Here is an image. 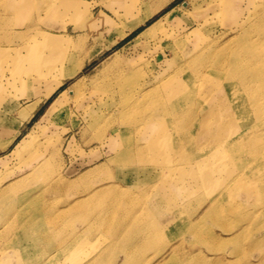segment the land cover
<instances>
[{
	"label": "rangeland",
	"instance_id": "374dc122",
	"mask_svg": "<svg viewBox=\"0 0 264 264\" xmlns=\"http://www.w3.org/2000/svg\"><path fill=\"white\" fill-rule=\"evenodd\" d=\"M263 14L264 0H0V264H184L190 249L211 264H264V201L243 193L221 200L220 184L199 182L203 171L195 168L193 143L183 140L195 132L196 120L178 127L171 115L161 134L152 132L156 101L181 93L175 91L179 82L190 90L180 96L185 102L224 87L214 69L229 61L221 49L226 42L242 58L264 59ZM154 20L155 29L140 33ZM45 33L75 54L73 60L91 57L48 96L55 78L44 66L29 70L27 47L43 49ZM110 53L118 60L102 70ZM77 77L78 99L62 97L48 111ZM161 85L164 90L157 91ZM32 103L37 108L24 117ZM84 104L105 113L88 114ZM257 114L264 120V111ZM118 126L122 130L114 131ZM256 132L264 138V129ZM169 135L177 150L165 165L151 149L168 151ZM23 139L27 143L16 148ZM251 141L248 135L217 174L239 178L237 185L264 179V150L248 153ZM129 145L149 152L126 155ZM167 166L176 171L164 175ZM184 166L190 171L183 172ZM100 188L102 194H93ZM107 201L112 210L98 217L95 204ZM208 207L212 217L197 222ZM119 219L123 229L109 230ZM161 219L168 225H159ZM235 224L240 235L231 239L223 227ZM192 226L198 238L186 234ZM117 235L129 238L127 256L107 247Z\"/></svg>",
	"mask_w": 264,
	"mask_h": 264
},
{
	"label": "bare ground",
	"instance_id": "6f19581e",
	"mask_svg": "<svg viewBox=\"0 0 264 264\" xmlns=\"http://www.w3.org/2000/svg\"><path fill=\"white\" fill-rule=\"evenodd\" d=\"M10 8L13 11L15 10L11 6ZM16 8L19 9L20 7L16 6ZM158 23H159V20H154L151 24H149L146 28H144V30H142L140 33L152 31L159 25ZM2 33H4V31ZM3 35H2V38H3ZM124 35L125 34L123 33L118 36L123 37ZM43 36H44L43 41H46L43 49L41 50L34 49L32 48L31 44H29L27 47L29 50L28 51L29 61L31 64L29 70L32 69V70L38 71L40 66L42 67L44 66L46 70L48 71V73L51 74L53 78H55V81L52 87L48 90L46 94V96H48L55 89H57L60 85H62L65 79L76 76V74L82 69V67L86 63L89 62L91 57L85 59L84 57L82 58L77 55L76 60H73V57L75 56V54L71 56L69 52H67L66 50H63V48L60 49L59 43L57 42V40H55L56 38L54 37L50 38L46 33ZM116 41L118 40L116 39L112 40L109 46H112L113 44H115ZM221 49H224L223 52L228 53V56H230V58H229L227 65H225V67L221 66L220 68H215L214 72L220 73L219 77H216V76L215 77L220 79L221 83L224 84V87L214 86L212 87V90H208V92H205L203 96L195 98V99L192 98L189 101L185 102L182 100L180 101V96L182 97L186 96L190 90H185L186 88L183 89L184 87L187 86L186 83H183L182 81L179 82L176 86L175 91H178L180 89L181 93H179L178 91L177 93L179 94H176L177 96L173 97V99L168 98L167 95L165 94L164 96L159 97L158 100L156 101L153 122L156 121L157 125L155 128H153L154 131L152 132H155V134L156 133L161 134L164 127H168V124L170 123L169 116L171 115L173 118L172 119L173 124H176L178 127H182V125L186 123H190L192 120H196L195 129L193 130L195 132L189 135H185L183 137V140L191 144L193 143L192 145L194 149H191L190 152H193L192 157H196L195 159L197 163H196L195 168L202 167V171H203L201 178L199 179V182L209 183L206 181L210 180V182L215 181V183L220 184L221 185L220 188L222 187V189L218 190L217 195L221 197V200H227V199L229 200V199H232V197L236 195V193L238 194L243 193V195L248 198H250V196H254V197L263 199L264 201V179H260L262 177L256 178L255 180L252 181V183H249L247 185H237L236 183H239V178H236V181H234L232 177L226 176L225 173L219 172L217 174V172L221 171V169L225 167L226 164L231 160L230 159L229 161H227V158H233L234 150L243 144V140L248 135L252 140L246 146L247 148L246 151L248 153H251L252 155L254 153L261 154V152H263L264 150V138L259 137L256 132V131L264 129V120H261L259 118L260 116H258L257 114V112L264 111L263 109L264 108V59L260 60L259 59L260 57H253L249 59L245 57L242 58L239 56L238 52H235L232 50L231 43L228 44L227 42ZM117 60L118 58L116 56V53H110L103 58V60L100 63L101 64L100 68L104 70L107 67H110L111 69L112 66L116 64ZM221 65H223V62H221ZM18 68H19L18 72L28 71V69H25L23 67L22 68L18 67ZM207 71L211 73L210 69H207ZM79 79L80 78L77 77L75 82L74 83L72 82L73 83L72 85L66 86L64 89L60 91L58 97H56L55 101L51 103L48 111L54 110L59 105H61L62 103L61 100L63 99L62 97L66 96L67 98L72 99V98H77L78 96L81 95L82 92L79 93V91L76 90L81 83ZM106 79L107 78L105 77L104 80L106 81ZM154 79H155L154 83H156L158 81L157 80L158 78L156 77ZM110 80L112 81V79ZM81 81H83V79ZM100 81H103V80H100ZM162 87L163 86L161 85L156 90L159 91V88L161 89V91L164 90ZM112 90L113 89H111L110 91ZM211 91H213L214 95L213 93L210 94ZM120 97L121 95L119 96V99L118 97L117 99L120 100ZM223 99H225L224 102L221 101ZM194 100L197 101L198 103L191 105L189 102L194 101ZM178 101L183 102L180 104L181 105L180 107H178L179 105L175 106V103ZM186 103H188V106L184 105ZM36 108H37V105L35 103L30 104L27 108L24 109L25 111L23 110L24 111L23 116L24 117L28 116V113L32 112ZM82 108L88 114H96L98 111H100L101 114L105 113V111L98 110V109H95L94 111L92 109L91 104H84ZM221 108H223L224 111H222ZM116 113H117V110H116ZM235 113H238V117L235 116L236 118H234ZM161 119H163L162 124L160 121ZM121 130H122V127L118 126L116 130L114 131H121ZM168 140L170 141V149L168 151H162V150H159L158 148L151 149L152 150L151 152L154 153L153 155H155L158 159L156 162H159L162 164L166 162L165 165L170 159L175 157L174 152H176L177 150V145L175 144L176 141L173 140L172 135H169ZM25 143H27V140L23 139L15 147L16 148L21 147ZM137 147L138 146L129 145L127 147L128 152L126 151V155L127 153L131 155L138 153V155H140L142 158L144 156H147L149 152V147H144V146L138 147V148ZM251 154L249 155L250 158H251ZM127 158L130 159V157H127ZM232 161L235 162L234 160ZM167 168L168 170L164 171V175L166 176L169 175L171 171H176L174 167L170 168L167 166ZM190 169L191 168H185V166L182 168L183 172H188L190 171ZM203 173H204V178H203ZM176 182L179 183L180 180H177ZM176 182L173 184H176ZM234 184L235 186L233 187ZM232 187L233 189L231 191L227 190V189H231ZM104 191L105 189L100 188L97 191H95V193L93 194L99 195V194H102ZM113 203L115 204V201ZM99 205L100 204L97 205L96 203L95 208H94V211L98 212V217L103 215L104 213H108L113 208V204L110 203V201H107L105 204H102L100 206ZM127 205L129 206V204ZM208 208L203 210L202 214L198 217L197 222L203 219L204 216H207V218L212 217L213 210L210 207ZM127 210L131 212L130 209H127ZM167 220L161 219L157 221V223L159 225L167 226L168 225ZM125 225H126L125 222L119 219L117 222L114 223V225L109 226L110 228L109 230H113L115 232L121 231V229H123ZM196 225L198 224L196 223ZM141 226L143 227V225ZM155 226L156 225H153V227ZM239 227H240V224H237V225L235 224L229 227H223V229L224 231L232 234V237H231L232 239L233 237H236V236L237 238L239 237L240 235L239 233L240 229H238ZM44 233L47 236V232L44 231ZM186 234H188L190 238L199 237V233H198L196 226H192L188 230H186ZM144 238L146 239L145 236ZM210 238H213V237H210ZM128 239H129L128 237L121 238L120 236L118 237V235L114 236L112 241L108 243L107 247L112 246L114 248H117L118 250L121 251V254H123L124 256H127L128 255L127 251H129L127 248V245L129 244ZM260 239H261L259 240L260 242H264V235H262ZM254 240L255 238L252 239V242H254ZM117 245L119 246L122 245V246L118 248ZM207 247L211 249L216 246L215 244L208 243ZM260 252H261L260 258L264 259V252L263 251H260ZM192 253L193 252L190 249L188 251V254H186V256H183L182 261L184 264L185 263L187 264H211L210 263L211 261L206 260L202 255H200V252L191 256ZM167 255L168 254H166L165 256ZM28 261L31 264L38 263V260H34V259H30ZM16 264H20V262L18 261Z\"/></svg>",
	"mask_w": 264,
	"mask_h": 264
},
{
	"label": "crops",
	"instance_id": "0c3cea01",
	"mask_svg": "<svg viewBox=\"0 0 264 264\" xmlns=\"http://www.w3.org/2000/svg\"><path fill=\"white\" fill-rule=\"evenodd\" d=\"M158 11H156L155 13H153L152 15H151V17L154 15V14H156ZM150 18V17H149Z\"/></svg>",
	"mask_w": 264,
	"mask_h": 264
}]
</instances>
